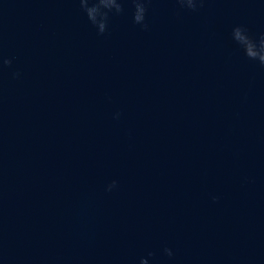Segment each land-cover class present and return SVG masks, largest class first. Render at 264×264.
<instances>
[{"label": "water", "instance_id": "95a60500", "mask_svg": "<svg viewBox=\"0 0 264 264\" xmlns=\"http://www.w3.org/2000/svg\"><path fill=\"white\" fill-rule=\"evenodd\" d=\"M123 7L0 0V264H264V0Z\"/></svg>", "mask_w": 264, "mask_h": 264}, {"label": "clouds", "instance_id": "9594fccd", "mask_svg": "<svg viewBox=\"0 0 264 264\" xmlns=\"http://www.w3.org/2000/svg\"><path fill=\"white\" fill-rule=\"evenodd\" d=\"M129 2L134 8L133 22L147 29L145 17L147 4L150 0H129ZM176 2L181 8L196 11L197 5L202 4L203 0H176ZM79 3L89 22L98 30L99 35H103L108 28L109 13L122 14L124 12L123 4L125 0H79ZM231 35L233 41L243 50L248 60L257 62L261 67H264V34L256 39L249 35L246 28L237 26L233 28ZM0 63L3 66L10 67L12 60L0 56ZM116 187L117 183L113 181L108 185L106 190L110 192ZM164 254L169 258L173 255L172 251L168 248L164 249ZM148 255L152 256L153 254L149 253ZM140 264H148V261L141 259Z\"/></svg>", "mask_w": 264, "mask_h": 264}]
</instances>
